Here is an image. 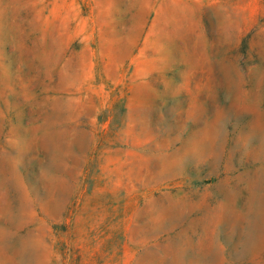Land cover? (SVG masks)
<instances>
[{"label": "rangeland", "instance_id": "374dc122", "mask_svg": "<svg viewBox=\"0 0 264 264\" xmlns=\"http://www.w3.org/2000/svg\"><path fill=\"white\" fill-rule=\"evenodd\" d=\"M0 264H264V0H0Z\"/></svg>", "mask_w": 264, "mask_h": 264}]
</instances>
